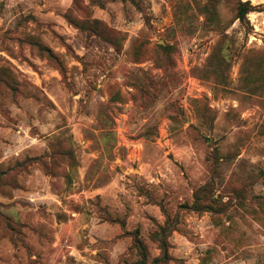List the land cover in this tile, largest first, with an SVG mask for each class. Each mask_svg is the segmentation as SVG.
<instances>
[{"label": "rangeland", "instance_id": "374dc122", "mask_svg": "<svg viewBox=\"0 0 264 264\" xmlns=\"http://www.w3.org/2000/svg\"><path fill=\"white\" fill-rule=\"evenodd\" d=\"M0 264H264V0H0Z\"/></svg>", "mask_w": 264, "mask_h": 264}, {"label": "trees", "instance_id": "16d2710c", "mask_svg": "<svg viewBox=\"0 0 264 264\" xmlns=\"http://www.w3.org/2000/svg\"><path fill=\"white\" fill-rule=\"evenodd\" d=\"M253 11H256V8L251 6L250 2L241 3L239 7L238 18L240 19L241 22L245 23L247 22V15ZM157 239H158L157 243L159 244V242H161V239L160 240L159 238ZM160 248L162 251H165V248L162 243L160 244ZM164 259L167 260V255L165 256Z\"/></svg>", "mask_w": 264, "mask_h": 264}]
</instances>
